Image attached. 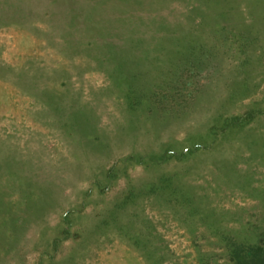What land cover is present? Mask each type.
<instances>
[{"label": "rangeland", "instance_id": "1", "mask_svg": "<svg viewBox=\"0 0 264 264\" xmlns=\"http://www.w3.org/2000/svg\"><path fill=\"white\" fill-rule=\"evenodd\" d=\"M241 247L264 248V0H0V264Z\"/></svg>", "mask_w": 264, "mask_h": 264}, {"label": "trees", "instance_id": "2", "mask_svg": "<svg viewBox=\"0 0 264 264\" xmlns=\"http://www.w3.org/2000/svg\"><path fill=\"white\" fill-rule=\"evenodd\" d=\"M241 250L236 252L235 264H264V248L241 247Z\"/></svg>", "mask_w": 264, "mask_h": 264}]
</instances>
